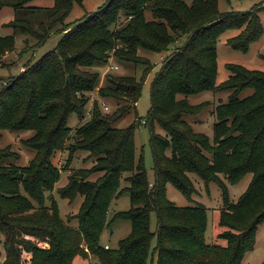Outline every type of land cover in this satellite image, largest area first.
<instances>
[{
	"label": "trees",
	"instance_id": "obj_1",
	"mask_svg": "<svg viewBox=\"0 0 264 264\" xmlns=\"http://www.w3.org/2000/svg\"><path fill=\"white\" fill-rule=\"evenodd\" d=\"M32 1L0 0V17L12 15L3 22L7 32L0 35V66L15 49L17 33L26 36L25 42L33 39L35 47L53 33L62 37L0 90V131H33L24 141L35 150L21 167L2 162L19 156L0 148V264H72L76 256L90 255L99 264H242L264 223V72L227 65L229 77L217 84L216 45L222 33L236 29L227 44L247 51L261 35L259 11L222 12L218 0H107L67 23L73 4L84 0H53L48 6ZM146 11L152 19L146 18ZM182 37L183 43L165 57L152 79L145 118L136 114L128 127H116L115 122L136 107L152 70L141 51L169 52ZM111 50L119 61L145 68L138 79L107 74L98 93L114 99L117 108L102 113L96 101L91 119L75 127V140L66 146L68 120L72 114L82 120L89 101L82 94L97 88L95 68L108 62ZM247 88L252 94L240 99ZM203 91H231L227 102L215 109L212 142L183 118L205 108L206 102L192 105L187 98ZM138 120L149 127L153 180L148 179L142 151L136 155ZM156 124L164 134L154 131ZM64 150L66 163L81 150L93 164L78 168L55 189L61 169L51 158ZM96 173L101 174L90 179ZM124 173L128 185L120 188ZM190 173L206 189L214 183L221 191L224 209L218 211L212 243L205 239V206L179 207L167 198L170 183L191 200L197 190ZM247 173L252 175L247 188L231 203L228 184ZM54 189L70 203L83 197L73 216L77 226L62 219ZM123 193L129 196V208L108 217L111 200ZM116 220L129 221V233L115 247L105 248L100 235Z\"/></svg>",
	"mask_w": 264,
	"mask_h": 264
},
{
	"label": "rangeland",
	"instance_id": "obj_2",
	"mask_svg": "<svg viewBox=\"0 0 264 264\" xmlns=\"http://www.w3.org/2000/svg\"><path fill=\"white\" fill-rule=\"evenodd\" d=\"M107 0H84L82 4L74 3L73 7L66 18L67 23H73L80 19L82 15L87 12L95 11L102 6ZM53 3V0H34L32 5L36 6H48ZM218 8L220 11L233 13L234 11H245L256 9L258 10L260 22H261V35L251 41L248 45L247 51L243 52L231 48L227 44L228 38L234 37L239 31L236 29H229L222 33L217 41V84L225 81L230 72L226 68L227 65L237 64L242 67L251 70H259L264 72V0H218ZM9 10V9H8ZM7 10H5L6 12ZM10 11V10H9ZM10 12H6L0 17V35H4L7 29L3 26V22L11 20L8 19L12 15ZM147 19H152V14L149 11L145 12ZM124 21L121 18L120 22ZM119 22V23H120ZM113 25L112 28H115ZM24 35L19 33L15 37V49L5 55L0 66V90L11 81L12 76H17L19 73L27 70V65L35 62L40 56L46 52L53 50L60 41L62 34L53 33L50 37L40 46L35 47L34 40L28 39L25 42ZM184 41V38H180L174 44L171 45L169 52H163L160 54L149 53L141 51V54L147 56L152 64V70L148 73L145 81L142 85L140 98L135 108H131L123 117L115 122V126L119 128L128 127L134 120L135 115L145 118L147 111L150 107V87L152 79L157 71L160 70L162 62L173 49L179 47ZM25 42V43H24ZM108 62L104 65L97 66L95 70L99 73L98 86L94 91L84 92L82 95L88 98L89 101L83 107V118L80 121L75 114H72L68 120V126L71 128L69 139L66 142V146L70 145L75 140V127L80 123H85L91 119L95 102H105L108 107V113L113 112L116 107V101L111 98H101L98 93V89L101 85H105L107 74L111 75H129L139 78L142 74L145 65L140 63L121 62L114 56V51L108 52ZM108 64L117 65L118 69L115 71H106ZM13 80V79H12ZM253 89L247 88L240 92L239 98L242 99L252 94ZM231 91H203L198 94L189 95L187 98L192 105H197L206 102L205 108L196 115L183 116L195 131L206 134L210 141H213V124L216 120L215 109L223 102H227ZM183 96H178L182 98ZM99 105V104H98ZM97 105V107H98ZM104 113V109L102 110ZM138 127L134 131V139L136 146V155L138 156L140 151L143 153L144 166L147 172L149 180H153V157L149 145L150 131L149 127L143 123L142 120L137 121ZM154 131L160 134H164V131L159 125L154 126ZM31 130L13 131V130H1L0 134V148L6 149L12 152L13 155H18V159H6L2 162L6 164H13L17 166H26L28 162L33 158L35 150L27 147L25 139H28L33 135ZM68 152L56 151L51 158V161L61 169V175L59 181L55 184V189L62 187L66 184L69 175L73 174L78 168H89L93 164V160L89 159L87 152L77 150L73 153L72 160L66 163ZM75 157V158H74ZM101 173L93 174L90 179H95ZM128 173L122 174L120 178V188L127 186L125 177ZM191 178L197 192L192 196L191 200L186 199L172 184L166 185L167 198L173 202L176 206L187 207L202 204L207 210L205 239L207 242L212 243L216 238L215 223L218 217V211L224 209V204L221 198V191L216 184H210L208 189L205 188L203 181L195 174H188ZM251 173H247L238 183L228 184L229 197L231 203H236L239 196L245 191L250 180ZM53 191L52 196L58 203L60 215L62 219L72 226H77V220L74 219V215L77 213L79 206L83 200L82 196H77L72 203L68 200L61 198L56 191ZM130 206L129 196L126 193L121 194L119 197L114 198L110 202V209L108 217L115 214L117 211H126ZM156 228V217L154 214L150 217V229L154 231ZM130 223L125 220H116L111 223L109 227H106L101 235L99 243L101 245L108 244L111 247H115L119 239L123 238L129 233ZM72 264H99L96 256H90L89 258H83L76 256L73 259ZM242 264H264V223H262L255 235L254 248L245 256Z\"/></svg>",
	"mask_w": 264,
	"mask_h": 264
},
{
	"label": "built area",
	"instance_id": "obj_3",
	"mask_svg": "<svg viewBox=\"0 0 264 264\" xmlns=\"http://www.w3.org/2000/svg\"><path fill=\"white\" fill-rule=\"evenodd\" d=\"M118 69V66L117 65H112V64H108L107 67H106V71L107 72H110V71H115ZM101 106L102 108L105 110V111H108V107L106 106L105 102H102L101 103ZM105 248H108V244H105L104 245Z\"/></svg>",
	"mask_w": 264,
	"mask_h": 264
},
{
	"label": "crops",
	"instance_id": "obj_4",
	"mask_svg": "<svg viewBox=\"0 0 264 264\" xmlns=\"http://www.w3.org/2000/svg\"><path fill=\"white\" fill-rule=\"evenodd\" d=\"M67 183V182H66ZM91 256V255H90ZM90 256H88V258L90 257Z\"/></svg>",
	"mask_w": 264,
	"mask_h": 264
}]
</instances>
